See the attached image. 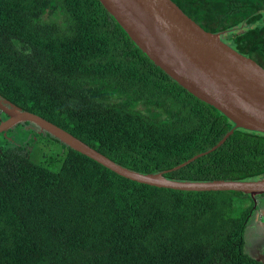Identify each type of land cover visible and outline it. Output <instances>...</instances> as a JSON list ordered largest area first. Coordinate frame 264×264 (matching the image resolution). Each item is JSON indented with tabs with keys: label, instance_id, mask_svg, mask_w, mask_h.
Instances as JSON below:
<instances>
[{
	"label": "trees",
	"instance_id": "1",
	"mask_svg": "<svg viewBox=\"0 0 264 264\" xmlns=\"http://www.w3.org/2000/svg\"><path fill=\"white\" fill-rule=\"evenodd\" d=\"M171 1L264 69V0ZM0 97L141 174L207 152L234 127L154 66L98 0H0ZM28 134L50 147L41 161L0 134V264H263L243 252L248 194L139 184ZM164 177L264 178V135L235 129Z\"/></svg>",
	"mask_w": 264,
	"mask_h": 264
},
{
	"label": "water",
	"instance_id": "2",
	"mask_svg": "<svg viewBox=\"0 0 264 264\" xmlns=\"http://www.w3.org/2000/svg\"><path fill=\"white\" fill-rule=\"evenodd\" d=\"M131 42L171 80L223 114L234 127L205 153L160 173L124 168L45 119L18 109L0 97V134L27 124L104 168L139 184L184 192L248 194L256 207L264 178L247 181H174L164 177L221 146L235 129L264 135V69L222 41V33L204 31L171 0H98Z\"/></svg>",
	"mask_w": 264,
	"mask_h": 264
},
{
	"label": "rangeland",
	"instance_id": "3",
	"mask_svg": "<svg viewBox=\"0 0 264 264\" xmlns=\"http://www.w3.org/2000/svg\"><path fill=\"white\" fill-rule=\"evenodd\" d=\"M221 39L222 41L225 39V34H221ZM0 119L2 120L3 118L1 117ZM32 129L34 128L31 126L18 124L5 132L3 136L8 142L15 145L28 144L23 145L24 148L30 153L31 158L38 162L42 160L44 154L50 151V147L42 142L36 143L34 146L32 144L29 145L32 136L28 134V130ZM257 202V206L252 207V214L246 224L243 252L264 264V196L257 197Z\"/></svg>",
	"mask_w": 264,
	"mask_h": 264
},
{
	"label": "clouds",
	"instance_id": "4",
	"mask_svg": "<svg viewBox=\"0 0 264 264\" xmlns=\"http://www.w3.org/2000/svg\"><path fill=\"white\" fill-rule=\"evenodd\" d=\"M256 203H257V200H256ZM256 206H257V204H256Z\"/></svg>",
	"mask_w": 264,
	"mask_h": 264
},
{
	"label": "crops",
	"instance_id": "5",
	"mask_svg": "<svg viewBox=\"0 0 264 264\" xmlns=\"http://www.w3.org/2000/svg\"><path fill=\"white\" fill-rule=\"evenodd\" d=\"M258 203V202H257Z\"/></svg>",
	"mask_w": 264,
	"mask_h": 264
}]
</instances>
